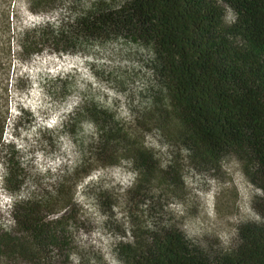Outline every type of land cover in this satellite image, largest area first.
Wrapping results in <instances>:
<instances>
[{"label":"trees","instance_id":"trees-1","mask_svg":"<svg viewBox=\"0 0 264 264\" xmlns=\"http://www.w3.org/2000/svg\"><path fill=\"white\" fill-rule=\"evenodd\" d=\"M65 2L70 11L76 8L73 0H27L31 13L44 16ZM49 26L21 32L18 49L25 61L47 51L79 53L90 42L112 38L140 45L152 56L159 91L151 106L137 114L138 127L185 148L189 161L202 169H216L228 156L237 157L264 193V0H93L59 29ZM88 113L95 130L89 155L71 179L58 184L54 196H20L24 181L13 161L17 154L7 146L11 157L3 165L0 185L14 200L15 231H0V264L44 262L53 253L68 260L67 226L75 221V185L70 184L97 168L126 167L135 201L182 190L176 167L162 169L155 154L106 110L93 105ZM21 117L17 126H22ZM4 129L0 121V148ZM116 256L121 264H264V218L242 225L233 247L212 256L173 229L141 232L135 244H119Z\"/></svg>","mask_w":264,"mask_h":264},{"label":"rangeland","instance_id":"rangeland-1","mask_svg":"<svg viewBox=\"0 0 264 264\" xmlns=\"http://www.w3.org/2000/svg\"><path fill=\"white\" fill-rule=\"evenodd\" d=\"M92 1L73 0L72 11L67 1L44 16L31 13L27 0H0V121L5 122L0 153L6 157L0 154V175L11 157L7 146H14L13 161L24 181L20 196H54L58 184L71 179L89 155L95 130L88 112L94 105L150 149L162 169L176 167L183 187L176 196L155 192V199L135 201L129 194L133 176L126 167L97 168L70 184L75 185V221L67 226L69 259L53 253L44 262L16 259L6 264H121L119 244H135L141 232L163 229L182 233L206 256L229 250L242 225L263 220L264 193L237 157L228 156L216 169H202L189 161L185 148L138 127L137 114L151 106L159 91L150 53L121 38L90 42L71 55L47 51L25 61L20 53L22 31L44 23L57 30ZM20 117L22 126H17ZM13 201L0 185V231H15Z\"/></svg>","mask_w":264,"mask_h":264}]
</instances>
